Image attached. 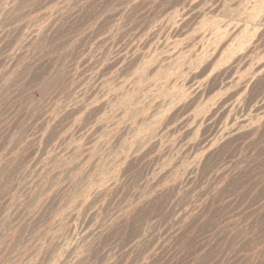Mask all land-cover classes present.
Wrapping results in <instances>:
<instances>
[{"label":"rangeland","instance_id":"374dc122","mask_svg":"<svg viewBox=\"0 0 264 264\" xmlns=\"http://www.w3.org/2000/svg\"><path fill=\"white\" fill-rule=\"evenodd\" d=\"M0 264H264V0H0Z\"/></svg>","mask_w":264,"mask_h":264}]
</instances>
